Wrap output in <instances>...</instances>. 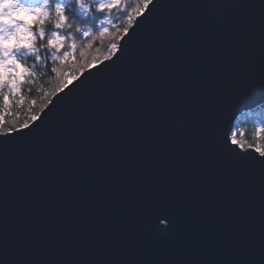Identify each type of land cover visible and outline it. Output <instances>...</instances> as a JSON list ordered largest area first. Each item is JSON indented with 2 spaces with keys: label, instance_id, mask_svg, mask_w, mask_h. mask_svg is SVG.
I'll return each instance as SVG.
<instances>
[{
  "label": "water",
  "instance_id": "95a60500",
  "mask_svg": "<svg viewBox=\"0 0 264 264\" xmlns=\"http://www.w3.org/2000/svg\"><path fill=\"white\" fill-rule=\"evenodd\" d=\"M119 46L0 137V264H264V161L216 132L264 106V0H154Z\"/></svg>",
  "mask_w": 264,
  "mask_h": 264
},
{
  "label": "trees",
  "instance_id": "16d2710c",
  "mask_svg": "<svg viewBox=\"0 0 264 264\" xmlns=\"http://www.w3.org/2000/svg\"><path fill=\"white\" fill-rule=\"evenodd\" d=\"M34 5H40L42 0H27ZM53 3L60 4L65 8L67 21L63 29L59 30L61 35L66 37L65 48L58 54L60 59L53 61L51 58V51L47 46L46 40L37 41L39 46V55L41 61L35 60V55H25L24 49L17 56H24L21 60L25 67L29 68L31 72H35V76H26L23 83L19 86V93L11 97L10 112L5 115V124L0 128V132L6 130L8 127H19L25 119L31 114L41 113L44 105L52 100L51 93L59 85V83L71 77L65 76V73H72L75 76H80L82 66L86 69L87 63L92 62L95 58H103L107 54L108 46L111 43L119 45L124 27H131L136 19L134 9L138 6V0H121L118 8H114L111 13L98 12L96 10L97 0H86L90 6V11L84 15L76 0H52ZM125 6H127L125 12ZM133 17L131 26L128 25V16ZM73 24L72 28L68 25ZM80 25L81 30L75 31V26ZM110 26V27H109ZM104 27H109V31L101 35ZM37 31V27L34 28ZM46 36H50L52 32L58 31L55 27V22H48L45 24ZM90 31L89 37H84L83 32ZM72 36L69 37L68 33ZM76 44V49L73 52L70 45ZM44 44V47L40 45ZM71 52L72 55L65 58L63 52ZM35 66L33 68L32 66ZM52 68H56L55 73ZM86 70H84L85 72ZM83 72V73H84ZM4 108L3 102L0 103ZM1 108V112L3 109ZM264 125V106L245 112L241 115L236 123L235 130L241 135V138L248 143H259L264 145V131H257Z\"/></svg>",
  "mask_w": 264,
  "mask_h": 264
},
{
  "label": "snow or ice",
  "instance_id": "6c2138e0",
  "mask_svg": "<svg viewBox=\"0 0 264 264\" xmlns=\"http://www.w3.org/2000/svg\"><path fill=\"white\" fill-rule=\"evenodd\" d=\"M154 2V0H138V6L134 9L136 16L140 17L149 10V4ZM76 3L79 5L81 12L84 15H87L90 11V6L86 3V0H76ZM121 4V0H97L96 3V10L98 12H107L111 13L114 8H118ZM127 6H125L126 12ZM29 14L33 16L32 22L28 25L29 31L32 32V35L28 37V42L21 43L20 39L17 38L15 43L9 44L5 47L3 40H0V89H2L5 84H8L13 92L19 91V86L23 83L26 75L28 76H35V72H31L29 68L25 67L21 60H18V56L16 55L21 49L26 50L25 55L33 54L35 55L36 61H41V56L39 55V46L37 41L46 40L47 46L51 51V58L53 61L60 59L58 55L64 48H65V40L66 37L61 35L60 31L63 29L66 21L67 16L65 14L64 6L60 4H56V29L51 34V36H46V33L43 31L37 32L34 31V28L39 23V15L35 9H30ZM133 22V17L131 15L128 16L127 23L131 26ZM25 23L23 20L17 21L18 24ZM110 27V26H109ZM109 27H104L101 35L106 34L109 31ZM16 25H9V36L4 37V39H9L11 35L15 32ZM123 33L127 35L129 33V27L123 28ZM84 37L90 36V31L83 32ZM0 36H3V26L0 25ZM123 39V37H121ZM73 52L76 49V44L72 43L70 45ZM121 50V46L116 43H111L108 46L107 54L103 56L102 59L99 57L95 58L92 62L87 63L86 69L82 66V70L80 75H83L84 70H90L92 68H96L98 65L103 64L104 61H111L114 56H117L119 51ZM7 52V56L5 57L3 54ZM63 56L65 58L69 57L66 55V51L63 52ZM5 60L11 61L10 63H5ZM35 68V66H32ZM57 71L56 68H52V72L55 73ZM65 76L71 77L68 79L62 80L59 85L55 88V90L51 93L52 96H57V94L62 93L65 89L69 88V85L73 84L74 80H78L79 76H75L72 73H65ZM9 101V99H8ZM4 104H8L9 102H5L3 98ZM52 103L51 100L48 101V104ZM48 104H45L44 107L46 108ZM43 112V109H41ZM39 119L37 114L29 115L25 121L20 124L19 127H8L6 130L0 132V137L8 138L9 136L19 135L25 130H29L31 127L35 126V122ZM264 131V125H262L258 130ZM217 135L223 141L225 147L228 149L229 152L241 155V154H248L249 150L255 154L257 159H261L264 161V145H260L259 143L253 144L248 143L247 141L238 138L241 134L238 133L231 124L225 125L224 122V115L221 117L217 129ZM159 224L161 226H169V221L167 218H161L159 220Z\"/></svg>",
  "mask_w": 264,
  "mask_h": 264
},
{
  "label": "clouds",
  "instance_id": "9594fccd",
  "mask_svg": "<svg viewBox=\"0 0 264 264\" xmlns=\"http://www.w3.org/2000/svg\"><path fill=\"white\" fill-rule=\"evenodd\" d=\"M30 9H35L39 15V23L36 25L37 32L43 31L46 33L45 24L48 22L54 21L56 27V3H53L52 0H42L40 5H25L21 0H0V25L3 26V36H0V40H3L5 47L15 43L17 38L20 39L21 43L28 42V37L32 35V32L28 29V25L33 20V16L29 14ZM19 20H23L25 23L17 25V21ZM9 25H16L15 32L9 39H4V37L9 36ZM68 27L72 28L73 24H69ZM80 30V25H76L75 31L79 32ZM68 36L71 37L72 33L69 32ZM40 46L44 47L45 45L41 44ZM3 55L6 57L7 52H4ZM66 55L70 56L72 53L66 51ZM17 59L24 60L25 57L19 56ZM10 62L9 60H5L6 64ZM4 100L5 102H9L7 95H4Z\"/></svg>",
  "mask_w": 264,
  "mask_h": 264
},
{
  "label": "rangeland",
  "instance_id": "374dc122",
  "mask_svg": "<svg viewBox=\"0 0 264 264\" xmlns=\"http://www.w3.org/2000/svg\"><path fill=\"white\" fill-rule=\"evenodd\" d=\"M21 2L25 5H34L33 3L36 1L31 3L30 1H27V0H21ZM21 52H22V49L19 52H17L16 55L20 54ZM19 89H20V87H19ZM18 93H19V91L13 92L8 84H5V86L2 89H0V103L3 102L4 95H7L8 99H9L8 104H4V102H3L4 108H2L0 106V128L5 124V119H4V118H6L5 115H7V113L10 112L9 108L11 107V97H13L15 94H18ZM1 108L3 109L2 112H1Z\"/></svg>",
  "mask_w": 264,
  "mask_h": 264
}]
</instances>
